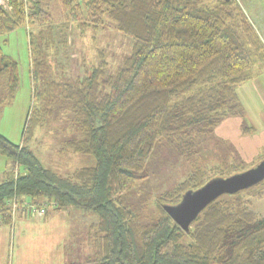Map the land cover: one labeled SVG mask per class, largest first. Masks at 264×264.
<instances>
[{"label":"trees","instance_id":"trees-1","mask_svg":"<svg viewBox=\"0 0 264 264\" xmlns=\"http://www.w3.org/2000/svg\"><path fill=\"white\" fill-rule=\"evenodd\" d=\"M42 1L0 6V36L28 28L35 103L25 133L63 116L70 137L61 151L90 157L93 164L61 175L43 167L24 143L0 134V154L10 170L22 168L0 182V225L12 223L8 201L29 199L94 217L85 229L83 260L69 264H264V219L248 199H263L264 189L220 196L187 233L162 209L209 181L202 179L208 173L244 171L230 146L218 165L196 167L159 193L154 222L140 223L121 201L146 177L140 174L158 143L194 156L197 166L203 139L223 119L242 114L236 91L251 79L256 62L264 67V44L241 8L233 0H58L67 19L83 12L81 25L113 26L132 42L113 74L99 52L94 64L83 63L73 75L55 63L60 48L68 49V23L54 25ZM18 88V63L0 48V108Z\"/></svg>","mask_w":264,"mask_h":264},{"label":"rangeland","instance_id":"rangeland-1","mask_svg":"<svg viewBox=\"0 0 264 264\" xmlns=\"http://www.w3.org/2000/svg\"><path fill=\"white\" fill-rule=\"evenodd\" d=\"M233 1L244 12L264 44V0ZM42 2L52 16L54 25L68 23V49L65 51L60 48L55 57L58 71H67L75 75L80 65L94 64L97 61V54L103 52L107 62L106 72L113 74L123 59L130 55L132 51L130 38L120 34L113 26L93 28L90 22L81 25L86 24V15L83 12L82 16L67 19V14L63 12L58 0ZM205 3L216 5L217 0H205ZM257 16H261L260 20ZM27 30V26L22 25L5 36H0L2 52L17 61L19 67V88L16 96L10 104L0 108V134L14 144L24 143L46 169L61 175L72 173L79 167L92 165L93 159L61 151L62 142L70 137L63 116L52 117L46 125L35 126L25 133L29 113L35 103L29 74L30 47ZM250 71L252 75L248 82L261 84V89L257 86L260 96L258 93L249 96L252 98L248 99L244 108L241 106L243 112L236 116V119L242 124V129L245 128L247 121L254 123V130L243 131L244 136L239 134L238 137L233 136L232 140L227 134L220 135L216 132L208 134L199 147L200 157L196 161L197 166L194 156L186 158L165 143H158L145 170L140 174L146 177L121 196V201L138 217L140 223L155 221L157 215L155 197L159 193L170 191L186 180L196 167L210 169L218 165L230 144H244L243 154L238 152L239 149L235 145L237 155L234 157L239 155L245 162V170L264 160V67L256 62ZM10 165V161L0 154V182L4 181L5 172L15 177L22 171L20 167H13L10 170ZM217 177L221 176L208 173L202 179L207 181ZM261 189H264V180L250 190ZM248 199L251 209L256 212L258 218L264 219V198ZM28 205L38 210L43 209V213L31 214L27 210ZM10 207L12 223L0 225V264H69L83 260L85 229L94 217L70 208L66 211H57L50 203L46 205L29 199L16 200L14 211L12 204ZM19 215L23 217L19 218ZM18 221L22 222L20 226Z\"/></svg>","mask_w":264,"mask_h":264},{"label":"water","instance_id":"water-1","mask_svg":"<svg viewBox=\"0 0 264 264\" xmlns=\"http://www.w3.org/2000/svg\"><path fill=\"white\" fill-rule=\"evenodd\" d=\"M264 180V160L253 168L227 177L210 179L194 190H187L175 205H163L162 209L187 233L192 222L214 200L247 190Z\"/></svg>","mask_w":264,"mask_h":264},{"label":"crops","instance_id":"crops-1","mask_svg":"<svg viewBox=\"0 0 264 264\" xmlns=\"http://www.w3.org/2000/svg\"><path fill=\"white\" fill-rule=\"evenodd\" d=\"M258 19L261 17V16H257ZM260 20V19H259ZM258 82H255L253 83L252 81L250 82H246L245 84H243L242 86H240L238 89H237V96H238V100L240 102V106H243L244 108V105L246 106L247 105V101L248 99H251L252 97H249L253 94L257 95L258 93V96H260L259 92H258V88L257 86L260 87L261 89V84L258 83ZM242 95V96H241ZM242 108V107H241ZM257 117V116H256ZM255 128V125L254 123H250L249 121H247L245 123V128L242 129V124L239 122V120L236 119V117H231V118H226V119H223L217 126L216 128L214 129V132H216V134H220V135H224V134H227L228 135V138H230L232 140V137H238L239 134H243L244 136V132L243 131H247V130H254ZM235 145L238 147V152H240L241 154H243L245 152V146H243L244 144L242 143L241 145L240 144H230V147L234 150H235ZM239 156V155H238ZM242 157V155H240ZM243 158V157H242ZM5 178H10L11 176V173H6L5 172ZM4 178V179H5ZM2 182V181H1ZM23 215V214H22ZM22 215H19L18 217L21 218ZM23 217V216H22ZM18 224L19 226L22 224V222H19L18 221ZM13 226H15V222L13 220ZM14 229V227H13ZM14 232V231H13Z\"/></svg>","mask_w":264,"mask_h":264},{"label":"built area","instance_id":"built-area-1","mask_svg":"<svg viewBox=\"0 0 264 264\" xmlns=\"http://www.w3.org/2000/svg\"><path fill=\"white\" fill-rule=\"evenodd\" d=\"M0 6H2L3 8H9V0H0ZM9 203H10V205L12 204V211H14V208L16 206V201L12 200ZM26 204H28V203H26ZM27 210L29 212H31V214H34L36 212L43 213V209L38 210L34 206H30V205L27 206Z\"/></svg>","mask_w":264,"mask_h":264}]
</instances>
